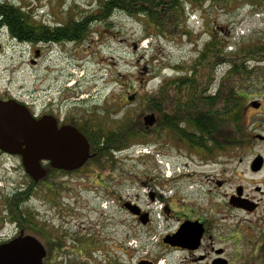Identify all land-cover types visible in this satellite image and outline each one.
<instances>
[{
  "label": "flooded vegetation",
  "instance_id": "af4514ba",
  "mask_svg": "<svg viewBox=\"0 0 264 264\" xmlns=\"http://www.w3.org/2000/svg\"><path fill=\"white\" fill-rule=\"evenodd\" d=\"M37 9L31 4L27 5L26 1L16 5L11 0H0V54H24L28 51L31 53L30 64L34 68L44 61L50 62L53 57L58 61H65L67 68L61 67L57 71L55 66L53 71L61 76L46 81L44 68L34 69L37 83H33L32 88H27L24 80L17 81L19 63L6 62L0 68V105L7 103L29 112L32 119L42 123L38 128H61L67 125L75 127L88 139L91 155L81 168L75 170L61 168L56 160L42 155L37 159L38 177H35L25 165L24 154L11 152L0 146V247L17 238L32 236L44 247L43 264H90L96 261L100 264H121L122 243L114 241L113 246L108 247L100 238L70 234L69 230L59 229L58 224L54 225L52 217L43 213H52L55 205L59 216H65L58 207L56 193L60 175L69 177L91 164L107 167L114 165L105 160L96 163L97 160L94 159L98 158V153L92 150L90 142V138L107 133L106 107H102L93 94L87 95L83 78L73 80L74 75L68 74L70 66L76 65V56L88 54V58L92 57V34L95 31L101 33L97 24L107 19L74 14L49 16L48 13L47 17L37 15ZM3 11L16 14L15 18L22 26L23 33L13 29L12 22L3 15ZM27 32L29 33L26 34ZM94 61L100 63L96 58ZM83 63L78 62L77 67H83ZM210 92L214 93L215 90L208 89V93ZM19 119L17 116H7L6 122L16 123ZM257 134L256 132L252 144L244 147L232 144L225 151L213 154H209L207 148H200L206 154L196 155L199 162L203 163L197 164L190 174H184L185 177H196L202 186L204 183L211 184L220 193L223 192L224 197L219 200L221 204L209 203V208L204 209L196 202L188 201L181 207L172 202V196L153 191L151 200L162 201L164 204L162 213L167 223L164 224V236L159 238L164 251L159 255L151 253L141 260L138 258L135 264L141 261L160 264V255L165 259L163 264H214L220 259L225 264H245L253 254L264 264V216L255 218L264 211V156L255 151L256 141H264V137L259 138ZM32 147L34 146H21L24 150ZM235 148L240 153L237 159ZM259 155L261 164L256 165V157ZM29 157L35 158L34 155ZM234 162L245 165L251 175L258 176L256 179L259 180H255L256 186L252 190L248 186L249 178L244 179L238 170L229 166ZM207 167L210 168L205 170ZM200 174L206 179L201 181ZM235 178L245 184L234 183ZM109 196L111 201L116 202L114 206L130 212L119 194L112 192ZM131 202L141 207L140 213L132 214L138 225L153 228L155 221L152 211L139 203ZM241 212L246 217L235 219ZM98 250L100 255L97 252L95 254Z\"/></svg>",
  "mask_w": 264,
  "mask_h": 264
},
{
  "label": "rangeland",
  "instance_id": "374dc122",
  "mask_svg": "<svg viewBox=\"0 0 264 264\" xmlns=\"http://www.w3.org/2000/svg\"><path fill=\"white\" fill-rule=\"evenodd\" d=\"M11 1L16 5L26 1L27 5L37 7L36 14L41 16H47V13L49 16L66 14L87 16L98 6V0ZM185 4L186 12H191L190 19L186 21L183 15L182 22L173 33H161L154 29L147 18L125 13L101 21L97 24L101 33L95 31L92 34V57L88 58V54L75 57L76 65L70 66L71 71L69 70L68 74L74 75L73 80L83 78L87 95L93 94V97L101 102L102 107H106L111 115L109 117L111 121H108L109 128L121 126L123 122L120 123L119 120L124 119L128 112L140 113L144 106L141 97L155 91L161 83L174 75L177 66L191 64L211 30L223 31L227 36L231 34L232 40H236V37L251 39L264 34L254 33L256 30L264 29V3L258 2L255 6L248 0H230L217 1L213 5L208 0L202 5L189 1ZM183 28H189V34L183 32ZM228 49L232 50L234 47L229 46ZM93 55L100 63L94 61ZM30 58L31 53L28 51L24 54L1 53L0 68L6 62L19 63L17 81L24 80L27 88H32L33 83H37L34 69L43 67L46 71L44 78L46 81L61 76L57 72L61 67L67 68L65 61H58L55 57L50 62L44 61L34 68L30 64ZM78 62H84L83 67H77ZM55 66L57 71H53ZM225 69L221 68L218 75L224 74ZM252 99L260 102L253 100L249 102L247 120L255 132L264 134V96ZM260 136L264 135H259V138H262ZM169 144L163 139L152 142L147 148H144V145L133 144L114 153L117 161L111 167L91 164L69 177L60 175L56 193L58 207L65 216H59L55 205L52 213L49 211L43 213L52 217L54 225L58 224L59 229L69 230L70 234L100 238L108 247L113 246L114 241L122 243L121 264H135L138 258L141 260L149 257L151 253L162 254L164 250L160 239L167 221H164L162 213L163 202L151 200L154 190L165 196H172V202L181 207L185 206V202L194 201L207 209L209 203L221 204L219 200L223 196V192L220 193L213 185L204 183L202 186L196 177L192 178L190 175L185 177L184 174H190L197 164L203 162H199L196 153L185 150L179 144ZM255 151L264 156V141H256ZM234 152L237 159L240 155L239 150L235 148ZM229 166L238 170L241 177L249 178L250 190L256 186L255 180H259L256 179L258 176L251 175L245 165L234 162ZM208 168L210 167L205 170ZM200 178L201 181L206 179L201 174ZM233 182L245 184L239 178H235ZM43 191L47 192L45 189ZM112 192L119 194L125 204L132 200L152 211L155 221L153 228L138 225L131 212L114 206L116 202L109 199ZM259 215L261 216L255 218L264 216V211ZM244 217L246 216L241 212L235 219ZM96 252L99 254L100 251H95V254ZM257 258L253 254L245 264H261ZM160 261V264L165 262L161 255L158 257V262Z\"/></svg>",
  "mask_w": 264,
  "mask_h": 264
},
{
  "label": "trees",
  "instance_id": "16d2710c",
  "mask_svg": "<svg viewBox=\"0 0 264 264\" xmlns=\"http://www.w3.org/2000/svg\"><path fill=\"white\" fill-rule=\"evenodd\" d=\"M186 1L202 5L208 0H98L97 8L87 16L107 20L121 13L143 16L157 31L173 33L183 15L188 20ZM210 1L215 5L217 1L230 0ZM248 1L255 6L264 3V0ZM3 15L12 22L15 31L23 33L14 12L3 11ZM188 29L183 28V32L189 34ZM254 33H264V29ZM229 46L234 49H228ZM221 68H226L224 74L218 75ZM208 89L215 92L208 93ZM260 95L264 96V34L232 40L231 34L227 36L213 29L191 64L177 66L174 75L141 97L144 106L140 113L128 112L119 120L123 122L121 126L108 127L106 135L90 138L92 150L98 153L94 160L114 163L117 151L133 144L150 146L159 139L169 145L179 144L199 156L206 154L200 148L213 154L232 144L248 146L256 133L247 120L249 102H260L252 99ZM151 112L157 120L147 126L144 115Z\"/></svg>",
  "mask_w": 264,
  "mask_h": 264
},
{
  "label": "water",
  "instance_id": "95a60500",
  "mask_svg": "<svg viewBox=\"0 0 264 264\" xmlns=\"http://www.w3.org/2000/svg\"><path fill=\"white\" fill-rule=\"evenodd\" d=\"M7 116H17L20 119L16 123H7ZM155 121L154 113L144 116L147 126L153 125ZM39 124L42 123L32 119L29 112L15 105L7 103L0 105V146L8 151L24 154L25 165L35 177H38L37 159L42 155L56 160L61 168L68 170L80 168L90 158V143L78 129L68 125L61 128L57 126L38 128ZM22 145L34 147L24 150L21 148ZM30 155H34L35 158L31 159ZM260 164L259 157L256 159V165ZM126 207L134 214L141 212L138 206L129 202L126 203ZM44 254L43 245L35 237L17 238L0 247V264H43ZM224 262L220 259L214 264H225ZM139 264L152 263L141 261Z\"/></svg>",
  "mask_w": 264,
  "mask_h": 264
}]
</instances>
